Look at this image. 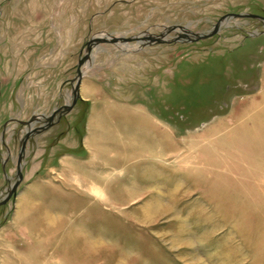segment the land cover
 Masks as SVG:
<instances>
[{
	"label": "rangeland",
	"instance_id": "rangeland-1",
	"mask_svg": "<svg viewBox=\"0 0 264 264\" xmlns=\"http://www.w3.org/2000/svg\"><path fill=\"white\" fill-rule=\"evenodd\" d=\"M262 18L264 0H0V264H264ZM78 80L94 97L65 111ZM193 141L188 163L160 152ZM105 175L116 202L140 188L123 210L96 204Z\"/></svg>",
	"mask_w": 264,
	"mask_h": 264
},
{
	"label": "bare ground",
	"instance_id": "bare-ground-1",
	"mask_svg": "<svg viewBox=\"0 0 264 264\" xmlns=\"http://www.w3.org/2000/svg\"><path fill=\"white\" fill-rule=\"evenodd\" d=\"M153 126L154 127H152L150 130H153L156 133V136L158 138H163L164 133H163V131L160 128L161 126H159V125H157L155 123H153ZM124 138L125 137H123V138L119 137L116 143H117L118 146H120L122 148L123 151L127 152V151H129L126 148V147H128L127 144H125V142H127V140H125L126 138L125 139ZM121 139H123V140L119 141ZM130 139H132V140H129V141H132V142L139 141V140L136 139L135 136L134 137H130ZM140 140L141 141H139V142H143V143L145 142V139L142 140V138H141ZM196 141H199V139H197ZM200 141L204 142L202 139ZM194 142L195 141H193L192 144L190 143V146L188 147V151L187 152H185V153L183 152L184 154L182 153L183 156H182V154L180 156H178L177 153H172V152L167 151V147H164V146L161 147V149L160 148L159 149H160V152H167V155H168V153H171L169 155H171L174 158L173 159L174 161L176 160L177 162H185L186 160H189V158H191L193 154H199L200 153L198 150L194 149ZM145 143L146 144H143L144 146L142 147L143 153L147 152V150H150V148L152 146V144H148L147 142H145ZM154 146H156V145H154ZM145 149H146V151H145ZM161 162H162V160H161ZM182 166H183V168H186L185 165H182ZM195 166L199 167L198 165H195ZM263 176H264V174L261 172L260 176L256 177L257 179L255 178L256 180H250L249 181V183H253L254 186H256V188L258 189L259 196L254 198L255 201H258L257 202L258 206H262V203H264V177ZM107 178L110 179V178H115V177H112L110 175H107V176L105 175V179L103 181L104 185L100 184L101 185L100 188H98L97 185H95L96 188L94 190L92 189V193H93L94 197L97 199V202H98L96 204H98V206L102 204L103 206L109 207L111 209H116V210H119V211L123 210V208L125 207V203L123 202L124 200H122V201H120V200L122 198H131L132 196H134L137 193V191L140 190V188L136 189V190L125 191V195H124V193L121 194V195H123V197H119L120 200L118 202H116L115 200H118V199L113 197V195L111 194V192L107 188L109 186V182H108ZM113 180L115 181V179H113ZM216 180H218V179H216ZM75 184H77V186H79L80 189L81 188L83 189L82 182L77 180V182H75ZM213 186L214 187H220L221 185L218 182L215 181V184ZM214 189H217V188H214ZM210 190H212V189L210 188ZM146 207L149 208V209L151 208L153 211H157L158 209L162 208L160 206V204H153L152 202H150V204L148 203V205ZM255 209H258V208H255ZM93 260H96L95 257H93L92 261Z\"/></svg>",
	"mask_w": 264,
	"mask_h": 264
},
{
	"label": "water",
	"instance_id": "water-1",
	"mask_svg": "<svg viewBox=\"0 0 264 264\" xmlns=\"http://www.w3.org/2000/svg\"><path fill=\"white\" fill-rule=\"evenodd\" d=\"M239 17H244V16H242V15H239ZM249 17H255V16H249ZM263 20H264V18H262ZM218 26H215L214 27V30L211 32V33H209V34H207V35H204V36H199V37H197L196 39H194L193 41H195V40H200V39H204V38H207V37H209V36H211V35H213V34H215V33H217V28ZM150 41H157V42H159V40L158 39H152V38H150L149 39ZM97 42H109V43H116L117 42V39H111V40H100V39H98V40H96ZM176 41H179V39H177ZM96 42V43H97ZM89 47V46H88ZM90 53V50L88 49V54ZM87 57L88 56H86L84 59H82L80 62H79V67H81L82 66V64H83V61H85L86 59H87ZM78 74H79V78L81 77V73H80V71L78 70ZM79 86H80V80H78V82H77V86H76V88H75V90H74V99H73V103L71 104V105H69V106H65L64 107V110L65 111H70L72 108H73V106L76 104V102H77V100L80 98L79 97ZM49 121L51 122L52 121V118H50L49 119ZM23 149H24V147L22 148V151H23ZM10 197V196H9ZM9 197H7L5 200H3L1 203H0V205H3V204H5V202L9 199Z\"/></svg>",
	"mask_w": 264,
	"mask_h": 264
},
{
	"label": "crops",
	"instance_id": "crops-1",
	"mask_svg": "<svg viewBox=\"0 0 264 264\" xmlns=\"http://www.w3.org/2000/svg\"><path fill=\"white\" fill-rule=\"evenodd\" d=\"M53 67H55V65H53ZM53 73L56 74V69L55 68L53 69ZM81 84H90V83H88V81H85V82H81ZM85 90H86L85 87H81L79 93L81 94V92H82L83 93L82 96L85 97V99H90L89 97H91V99H92L94 96L93 97H92V95L88 96V92L89 91H85ZM90 92H91V90H90ZM94 94H97V92H95ZM148 121H150V120H148Z\"/></svg>",
	"mask_w": 264,
	"mask_h": 264
}]
</instances>
